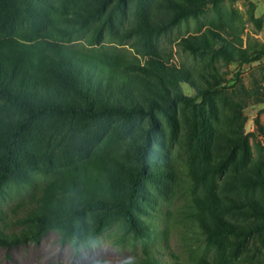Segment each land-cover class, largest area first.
<instances>
[{
  "label": "trees",
  "instance_id": "1",
  "mask_svg": "<svg viewBox=\"0 0 264 264\" xmlns=\"http://www.w3.org/2000/svg\"><path fill=\"white\" fill-rule=\"evenodd\" d=\"M131 1L135 29L150 49L146 66L71 43L90 26L89 40L100 41ZM209 1L157 0L162 11L156 15L154 0H0V189L24 176L31 154L55 174L36 193L31 223L16 233L0 227V245L51 229L81 238L98 233L110 215L143 236L135 211L145 181L165 183L163 189L175 177L169 148L181 138L196 220L215 249V261L197 263L231 264L229 258L251 244L262 257L250 264H264V156H253L242 112L249 103H264V84L226 85L213 77L199 85L153 48L158 34L197 17ZM207 32L182 43L239 63L264 54ZM181 84L194 94L186 95ZM60 116L121 121L84 132ZM116 136L122 141L111 146ZM144 255L139 264H162L147 248Z\"/></svg>",
  "mask_w": 264,
  "mask_h": 264
},
{
  "label": "rangeland",
  "instance_id": "2",
  "mask_svg": "<svg viewBox=\"0 0 264 264\" xmlns=\"http://www.w3.org/2000/svg\"><path fill=\"white\" fill-rule=\"evenodd\" d=\"M154 1L153 10L158 15L162 11L161 3ZM137 22L136 8L131 1L124 12L118 10L113 28H106L100 41L89 40L92 34L90 26L71 43L82 50H94L101 55L113 54L128 63L146 66L150 49L135 29ZM260 28L261 22L255 17L254 4L250 0H210L197 17L182 19L158 34L153 48L165 62L187 70L199 85H204L206 81L213 82L216 78L226 85L240 83L250 87L254 82L264 84V54L258 60L239 63L227 60L217 52L193 51L182 41L208 33L211 29L252 53L264 52V44L257 37ZM181 88L186 95L194 94L186 84H181ZM227 96L228 99L231 97ZM262 104L249 103L242 109L245 117L243 129L250 134L249 141L255 158L264 156ZM12 112L20 115L16 110ZM56 118L70 125L71 129L84 132H94L102 125L111 128L121 121L117 118ZM256 120L263 128L258 129ZM115 139L111 146L122 141L118 136ZM169 153L175 167V177L163 189L159 187L165 183L158 186L146 180L143 198L135 211L136 220L144 226L146 234L143 236L135 235L120 216L110 215L98 233L87 231L81 238L51 229L36 239L27 238L11 246L0 245V264H139L145 259V248L153 251L162 264H198L201 258L215 261V249L198 226L196 209L191 203L192 186L187 175L181 138L172 140ZM24 165V176L12 178L0 189V227L7 233L19 232L23 223H31L29 211L36 200L37 191L55 178L52 167H48L42 157L31 154ZM261 257V253L257 254V246L250 244L229 260L231 264H250Z\"/></svg>",
  "mask_w": 264,
  "mask_h": 264
},
{
  "label": "crops",
  "instance_id": "3",
  "mask_svg": "<svg viewBox=\"0 0 264 264\" xmlns=\"http://www.w3.org/2000/svg\"><path fill=\"white\" fill-rule=\"evenodd\" d=\"M254 4L255 17L261 22V28L257 37L264 44V0H250ZM264 109V103L262 104ZM264 115V112H263Z\"/></svg>",
  "mask_w": 264,
  "mask_h": 264
}]
</instances>
